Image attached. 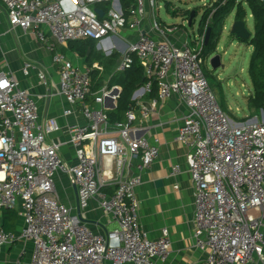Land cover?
<instances>
[{
    "label": "built area",
    "instance_id": "obj_1",
    "mask_svg": "<svg viewBox=\"0 0 264 264\" xmlns=\"http://www.w3.org/2000/svg\"><path fill=\"white\" fill-rule=\"evenodd\" d=\"M96 8L103 11L101 18ZM2 16L10 30L30 31L45 44L57 69L58 94L70 105L63 114L70 115L77 106L86 125L68 127L75 163L64 161L61 144L46 142V136L58 130L54 119L40 122L36 98L11 72L0 71V210H16L23 220L18 235L0 229V249L16 240L29 243L27 264H161L168 258V230L151 240L139 225L135 188L140 178L130 172L133 161L138 160L137 169L143 171L159 156L158 140L150 143L135 127L149 108L141 105L138 114L129 109L122 121L110 122L105 102L115 101L114 91L120 87L103 83L91 94L90 73L102 69L92 65L81 70L59 49L69 42L117 37L125 29L135 37L126 42L110 77L128 69L136 57L147 79L138 97L151 93L155 83L159 100L176 95L185 107L177 140L188 150L186 165L194 185L192 237L206 253L204 264H252L261 259L264 120L235 122L220 108L202 70L208 21L193 45H176L169 36L181 29L158 19L156 0H133L125 10L119 0H0ZM145 29L153 35L143 33ZM102 51L109 56L118 48L111 45ZM30 68L25 63L23 73ZM38 75L45 82L44 75ZM178 173L179 167H173L171 175ZM57 175L75 188L79 211L96 201L117 228L95 234L80 222L59 199Z\"/></svg>",
    "mask_w": 264,
    "mask_h": 264
},
{
    "label": "crops",
    "instance_id": "obj_2",
    "mask_svg": "<svg viewBox=\"0 0 264 264\" xmlns=\"http://www.w3.org/2000/svg\"><path fill=\"white\" fill-rule=\"evenodd\" d=\"M249 16L251 17L250 14ZM224 28L225 25L223 30ZM145 30L143 33L153 35L152 32L149 33L148 30ZM121 32H126V36L123 37L119 34L117 37L95 41V51L107 56L102 49H108L111 45H115L118 51L113 52H117L120 56L126 42L135 37L134 32L125 29ZM169 39L176 45L185 43L193 45L188 43L186 33L181 30L173 33ZM59 49L75 67L81 70L92 65H97L103 69L98 62H92L90 66L87 65L85 58L81 57L77 51L72 50L69 43L60 46ZM89 53L90 50L87 52V56ZM213 55L208 58L210 59ZM25 63L31 65L27 74H24L22 70ZM0 71L11 72L19 86L36 98L40 122L54 119L58 130L48 134L46 142L60 143V157L64 161L74 164V151L70 146L67 130L71 125L85 126L86 120L77 106L72 107L73 112L70 115L63 114L66 109L70 108V105L58 94L57 69L52 64L51 54L46 49L45 44L39 42L30 31L10 30L4 16L0 19ZM39 72L44 75L45 82L39 79ZM110 75L111 71L105 74L99 89L103 83L108 86ZM140 88L141 86L133 91L131 95L133 106L127 110H135L138 114L141 105L149 108L147 117L141 119L142 121L138 118L135 127L142 129L139 135L145 136L150 143H153L155 139L158 140L159 156L148 169L143 171L137 169L138 160L132 162L133 166L130 172L139 175L140 178V183L135 188L139 225L151 240L157 239L163 229L168 230L170 252L166 261L161 264H204L206 253L194 245L192 237L194 229V185L186 165L188 150L177 140L185 107L176 95L163 101L159 100L157 91L145 93L138 97L136 92ZM116 91L114 93L118 94L119 97L121 88L120 91ZM117 99L115 101L106 100L105 104L108 111L115 109ZM110 104L113 105V108L109 107ZM236 112L239 114L230 117L235 122H241V119L247 118L249 114L246 105L243 108L241 106L236 108ZM251 118L264 120V114L260 112L252 115ZM108 162L111 163L110 160ZM175 166L179 167V173L172 176L171 170ZM111 173L113 174L112 169ZM54 183L60 201L71 207L72 214L79 218L80 222L84 223L93 233L105 234L107 231L117 228V223L98 207L96 201H91L86 210L79 211L75 188L68 183L66 178L57 175L54 178ZM110 189L106 188L104 191L110 192ZM3 219V212L0 210V229ZM22 227L23 220L18 215L12 233L18 235ZM30 252L31 245L29 243L16 240L11 245L0 249V264H27L30 259ZM262 263H264V254H262L261 259L254 260L252 264Z\"/></svg>",
    "mask_w": 264,
    "mask_h": 264
},
{
    "label": "trees",
    "instance_id": "obj_3",
    "mask_svg": "<svg viewBox=\"0 0 264 264\" xmlns=\"http://www.w3.org/2000/svg\"><path fill=\"white\" fill-rule=\"evenodd\" d=\"M123 9H127L133 0H119ZM96 7L104 8L105 4H98ZM247 10L253 21V34L248 40L242 41L232 37L238 41L252 46V53L249 59L247 73L251 84V93L247 97L246 107L249 111L248 117L257 113H264V3L258 0H216L212 1L204 10L199 22L198 32L201 34L204 30L205 23L208 21L207 29L210 28V36L208 44L204 47L202 57L206 60L209 56L216 52L217 45L220 41L226 17L235 11L234 21H243L245 23ZM191 10L181 11L182 15L188 17ZM172 13L177 14V11ZM212 13V14H211ZM211 15V16H210ZM197 16L194 10L192 24ZM70 48L85 58L87 65L92 62H98L103 68L102 70L93 69L91 76V94L99 90L100 84L103 81L105 74L110 72L115 66L116 61L120 57L117 52H113L109 56L97 53L95 51V40L86 39L74 42H69ZM90 50L89 55L87 52ZM147 81L144 70L136 57H133L132 65L123 72L113 74L108 82V87L117 85L121 88V92L117 99V105L114 110L108 111L110 122L121 121L129 107L133 106L131 95L135 89L142 86ZM156 84H153L152 91L156 92ZM91 101V98H88ZM246 118H242L244 121ZM3 223L1 229L6 232H13L15 221L18 218L17 211L2 209Z\"/></svg>",
    "mask_w": 264,
    "mask_h": 264
},
{
    "label": "rangeland",
    "instance_id": "obj_4",
    "mask_svg": "<svg viewBox=\"0 0 264 264\" xmlns=\"http://www.w3.org/2000/svg\"><path fill=\"white\" fill-rule=\"evenodd\" d=\"M214 0H156V11L158 19L167 25H177L181 31L186 33L188 43H193V38L198 34V26L206 7ZM195 10V17L191 26L187 25L186 16L181 11ZM177 11V14L172 13ZM233 11L226 17L225 28L222 32L215 54L221 57V65L218 70H213L209 65V58L204 60L202 65L203 74L211 89L215 92L220 108L232 118L239 114L236 108L246 105L247 97L251 93L250 79L247 73L249 59L252 53V46L238 41L230 34L234 23ZM246 28L253 34V21L247 15L245 19ZM125 37L126 32L119 33Z\"/></svg>",
    "mask_w": 264,
    "mask_h": 264
},
{
    "label": "water",
    "instance_id": "obj_5",
    "mask_svg": "<svg viewBox=\"0 0 264 264\" xmlns=\"http://www.w3.org/2000/svg\"><path fill=\"white\" fill-rule=\"evenodd\" d=\"M95 12L100 18L102 17L103 11L101 9L96 8ZM193 17H194V11L191 10L189 13V16H188V22H187L188 26H191ZM230 34H233L236 38H238L242 41L248 40L251 36V34L247 30L245 23L243 21H234V23L232 24L231 29H230ZM209 36H210V28L207 29L206 34H205V38H204V45L205 46L208 44ZM220 60H221V57L218 54H214L209 59V65L211 66V68L213 70L216 71L220 67H222ZM109 107L113 108V105L110 104Z\"/></svg>",
    "mask_w": 264,
    "mask_h": 264
}]
</instances>
